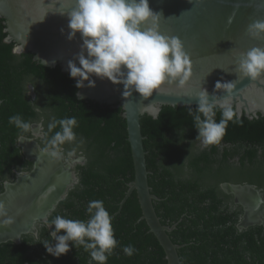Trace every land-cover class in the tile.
<instances>
[{
    "label": "trees",
    "instance_id": "obj_1",
    "mask_svg": "<svg viewBox=\"0 0 264 264\" xmlns=\"http://www.w3.org/2000/svg\"><path fill=\"white\" fill-rule=\"evenodd\" d=\"M5 27L0 19V191L5 179H14L13 169L31 171L33 166L18 144L20 136L32 137L31 131L22 132L9 124V117L19 114L31 125L41 123L44 138L40 143L46 147L60 130L57 125L48 131L53 118L74 116L77 138L61 148L81 152L85 162L76 166L77 183L48 220L61 215L86 221L89 201L103 200L119 242L107 264H168L163 247L141 219L137 192L121 206L135 176L122 108L79 100L75 78L58 66L34 60L31 53H14L15 42L5 41ZM29 86H33L34 96ZM196 107L166 105L157 118L142 117L148 180L151 192L158 197L154 200L157 214L164 225H176L170 237L181 245L182 264H264V228L239 229L242 208H234L232 196L219 186L221 182L258 183L239 176L242 172L238 170L264 172V116L238 117L233 109L235 116L222 140L204 146L189 114V109L195 113ZM215 119H221L219 110ZM54 227L44 223L37 235H22L20 244H0V264H90V255L82 246H72L59 257L47 252L44 243L52 242L49 233ZM125 245H134L138 251L126 256L122 251Z\"/></svg>",
    "mask_w": 264,
    "mask_h": 264
},
{
    "label": "water",
    "instance_id": "obj_2",
    "mask_svg": "<svg viewBox=\"0 0 264 264\" xmlns=\"http://www.w3.org/2000/svg\"><path fill=\"white\" fill-rule=\"evenodd\" d=\"M149 6L160 14L157 24L159 31L168 36H177L183 43L190 59V76L185 84L178 80L165 82L161 88L148 98L133 91L132 95L123 96L125 91L122 83H113L107 78H99L92 74L89 78L95 81L94 87L79 88V100H88L111 108L121 107L127 121L128 140L131 146L135 176L129 184V189L121 206L133 191L137 192L142 210L141 219L145 220L150 231L156 236L163 247L168 264H182L176 244L170 237V232L176 225L168 226L161 222L154 206L158 197L151 192L148 176L144 136L141 120L144 115L157 118L161 108L166 105L173 107L196 106L198 95L202 88L207 89L209 101L213 97L223 98L228 93L223 89H215L220 82H233V89L229 93L231 104L238 117L246 116L250 119L264 116V77L255 80L236 73L237 62L240 57L253 47L264 48V34L253 37L248 32V26L256 20H264V0H149ZM76 7V0H0V19H4L6 42H15L14 53H31L34 60L48 67L58 66L62 72L68 73V61L75 60L80 52L82 38L77 32L69 40L67 15ZM63 13V14H61ZM232 18L229 23V18ZM153 22L148 20L141 25V30L151 27ZM86 54V53H85ZM210 73V74H209ZM76 79V78H75ZM34 96L33 86H30ZM2 100L0 98V104ZM39 127V125H34ZM20 143L26 147L31 144L33 153H25L29 159H36L34 168L25 176L46 174L45 178L55 185L66 174L59 162L63 158H51L41 153V148L32 139L21 138ZM53 163L55 169L40 170L39 167H48ZM70 165L67 166L69 170ZM60 174L59 177H57ZM54 183V184H53ZM14 184H7L6 190H13ZM53 187V186H52ZM228 193H236L239 187L224 184ZM65 187L61 194L54 198L43 215L38 219L44 220L55 208L57 202L64 196ZM9 195V194H8ZM7 195V196H8ZM247 207L246 202L237 199ZM248 208V207H247ZM260 216L251 218V223H261ZM32 218L28 225L19 227L2 239L18 241L24 233H37Z\"/></svg>",
    "mask_w": 264,
    "mask_h": 264
},
{
    "label": "clouds",
    "instance_id": "obj_3",
    "mask_svg": "<svg viewBox=\"0 0 264 264\" xmlns=\"http://www.w3.org/2000/svg\"><path fill=\"white\" fill-rule=\"evenodd\" d=\"M63 14V13H61ZM69 17L68 39L72 40L79 32L82 38L80 52L76 54L79 66L74 60L68 61L70 77L76 78V87L82 88L88 81L89 87L95 81L89 77L95 74L99 78H107L113 83H122L123 96L138 92L143 98L153 95L165 82L178 80L181 85L190 76V59L183 43L177 36L164 35L156 23L160 14L149 6V0H76V7L67 13ZM151 20L153 25L141 30V25ZM232 18H229L231 23ZM253 37L264 34V20H256L248 26ZM86 53V54H85ZM237 74L255 80L264 77V48L253 47L244 53L237 62ZM210 74V73H209ZM233 82H220L215 89H223L228 93L223 98L213 97L209 101L207 89L202 88L198 97L194 125L204 146L219 143L226 134L229 121L235 116L229 93ZM81 99V93H77ZM221 112V119H215L216 111ZM9 124L15 125L22 132L31 131V123L19 114L9 117ZM59 125L60 130L48 140L41 150L51 158H60L61 146L76 140L74 131L78 127L77 119L65 117L53 118L48 125L52 131ZM47 135V133H45ZM83 143V141H80ZM5 206L0 202V215ZM88 220L71 219L56 215L51 221L44 217V223L54 229L49 233L51 243H44L48 253L59 257L67 253L70 247L82 246L90 255V264H107L119 242L115 237L113 217L106 210L103 200H91L88 203ZM64 230V234H60ZM53 241H55L53 243ZM71 242V243H70ZM122 251L131 257L138 250L134 245H125Z\"/></svg>",
    "mask_w": 264,
    "mask_h": 264
},
{
    "label": "flooded vegetation",
    "instance_id": "obj_4",
    "mask_svg": "<svg viewBox=\"0 0 264 264\" xmlns=\"http://www.w3.org/2000/svg\"><path fill=\"white\" fill-rule=\"evenodd\" d=\"M28 88H29V91H30L29 93L31 94L30 86ZM34 125H39V127H34ZM31 134H32V137L20 136L19 139H18V144H19V146H21L25 158L27 160H31L33 162V166H32V169H33L34 166H35L36 159H29L28 156L25 153V149H27L26 152L31 154V151H30L29 148H31L32 146H31L30 143H27L26 147H24V144L22 145L20 143V139L21 138L32 139L39 145V147L41 149L45 148L43 146V144L40 143V140L44 138V130H43L42 124L41 123H37V124L31 125ZM61 154L63 156L62 157L63 159L61 161H58V162H59V166H61V168H63L64 172H66V174H61V177L63 179H65V181L62 182L63 187H65V191L62 194L64 196L57 202V204L55 205V208L58 205V203L62 199H64L66 197V195H67L68 191L70 190V188H72L77 183L78 179H77V174H76V171H75L76 166L79 165V164H84V162H85V158H84V156L82 155L81 152H79V153H77L75 151L65 152L64 149L61 148ZM68 165H70L69 170L67 168ZM50 166H51V164L49 163L48 167H50ZM46 167L43 168L41 166V167H39V169L40 170H44ZM53 167H54V165L51 168L52 171L54 170ZM238 172H242V173H238L239 176L242 177V174H243L245 178H247V179L251 178V180H254V181L258 182V183H255V182L254 183H249V182H245V183L221 182L220 185H219L220 189L225 194L232 196V199H233L232 205L234 206V208L237 207V206H241V208H242V214H241L239 222H238V228L239 229H246V228H249L251 226H262L264 228V172H259V171H256V172H254V171L250 172L249 171L248 172L246 169H239ZM12 173L15 175L13 180L5 179L3 181L4 189H3V191H0V202H3L4 206H6V204H7V206L5 208H9V203H11L12 201L16 200L14 197H19V198L24 197L25 200L22 201V204L19 203V202H16V203L20 204L19 206L22 209L25 208L26 211H27V209H28L27 207L29 206V204L31 202L32 195L36 196L38 188H41L40 187L41 184H43L42 186L47 185V183L39 184V181L40 182L44 181L45 174H37V175L34 176V177H39V181L32 180L33 179L32 178L31 180H26V182L24 181L23 185H20L21 184V180L24 179L25 176H27L30 173V171H19L16 168V169L12 170ZM59 176H60V174L57 177H59ZM27 178H29V177H27ZM7 184H14V185H17V186L20 185V186L16 187L13 190H10V189L6 190ZM56 184H59V183L56 182ZM224 184H232V185H236V186H239V187H246V188L238 189L237 194L236 193H228L223 188ZM26 186H30L31 188H28L26 190ZM52 186H55V185H52ZM9 198H11V199H9ZM237 199L242 200L243 202L245 201L246 204L248 205L247 206L248 208L245 207V205L242 204L241 202H237L236 201ZM48 200H49V197H47V196H45L43 198V201H42L41 197H39V199L37 198L35 200V202L37 204L39 203L38 204V208H39V212H41L38 215L37 214L33 215V218H35V220H36L34 225H35V227L37 229V233L36 234L32 233V232H28V233L33 234V235H37L38 234V227L41 226L42 224H44V220L40 221L38 219L43 215V213L46 210L47 206H49V203H48L49 201ZM50 200H51V198H50ZM12 203H14V202H12ZM253 215L257 216V217L261 215V218L259 219L261 221V223L259 222V223L245 224V223H248L251 220V218H253ZM26 219H27V217H24L22 220H20V222L21 221L25 222ZM3 222L7 223L6 221H4V219H3ZM28 233H24V234H28ZM24 234H22V235H24ZM22 235L20 237V240H18V241L7 240L5 242H1L0 244L6 243V242H9V241L14 242L16 244H20L22 242V240H21L22 239ZM4 237H7V236H2L0 238H4ZM12 258H14V257H12ZM24 264H29V263H24Z\"/></svg>",
    "mask_w": 264,
    "mask_h": 264
},
{
    "label": "bare ground",
    "instance_id": "obj_5",
    "mask_svg": "<svg viewBox=\"0 0 264 264\" xmlns=\"http://www.w3.org/2000/svg\"><path fill=\"white\" fill-rule=\"evenodd\" d=\"M31 153H33V149L29 148ZM51 166L50 167H46L44 170H48L50 169L54 164L53 163H50ZM44 166V165H43ZM42 166V167H43ZM44 168V167H43ZM42 169V168H41ZM46 175V174H45ZM43 177V176H42ZM33 178V179H32ZM37 180L39 181V177H34V176H31L29 178H24L21 180V184L20 185H23L24 181L26 182V180ZM65 179H63L61 177V179L58 181L59 184H56L55 183V186L52 187L51 185V182L48 181L45 176H44V181L43 182H40L39 181V184L41 183H47V185H44L42 186L43 184L40 185L41 188H38V191L36 193V196L32 195L31 197V202L29 204V206L27 207V211L25 208H21L19 205L20 204H17L16 202H19L22 204V201H24V197L22 198H19V197H14L16 200L15 201H12L14 203H9V208H5V211H4V214L3 215H0V237L2 236H6L8 233L10 232H15V230L19 227H23V226H26L29 224V222L31 221V219L33 218V215L35 214H40L41 212H39V208H38V204L35 202V200L39 197H41L42 201H43V198L45 196L49 197V205L50 203L54 200L55 197H57L59 195V193L61 192V190L63 189V184L62 182H64ZM18 184V183H17ZM20 185H18L17 187H19ZM21 188V187H20ZM28 188H31L30 186H26V190ZM34 188V187H33ZM246 188V187H245ZM64 192V191H63ZM12 195V194H11ZM27 196V195H26ZM51 198V200H50ZM11 199V198H9ZM33 200V201H32ZM47 203V202H46ZM6 204V203H5ZM27 205V204H26ZM7 206V204H6ZM5 206V207H6ZM49 206H47L48 208ZM46 208V209H47ZM36 209V210H35ZM22 210V211H21ZM39 212V213H38ZM24 217H27L26 221L25 222H20V220H22ZM36 217V216H35ZM3 219L4 221H6L7 223H4L3 222ZM252 220H250L249 222H251ZM2 239V238H0Z\"/></svg>",
    "mask_w": 264,
    "mask_h": 264
},
{
    "label": "rangeland",
    "instance_id": "obj_6",
    "mask_svg": "<svg viewBox=\"0 0 264 264\" xmlns=\"http://www.w3.org/2000/svg\"><path fill=\"white\" fill-rule=\"evenodd\" d=\"M53 169H55V167H53Z\"/></svg>",
    "mask_w": 264,
    "mask_h": 264
}]
</instances>
